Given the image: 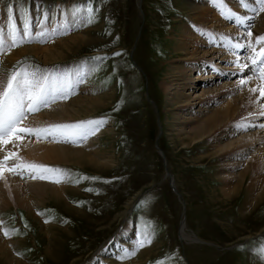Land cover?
Returning <instances> with one entry per match:
<instances>
[{
  "label": "rangeland",
  "instance_id": "374dc122",
  "mask_svg": "<svg viewBox=\"0 0 264 264\" xmlns=\"http://www.w3.org/2000/svg\"><path fill=\"white\" fill-rule=\"evenodd\" d=\"M32 1L35 0H0V16L4 14L8 27L5 33L7 45L0 52V91L16 70L31 71L39 66L42 71L54 73L79 66L84 72L80 80L83 84L76 80L70 86H75L77 92L89 87L88 90L103 95L108 102L106 107L92 110L91 116L82 120L107 119L103 129L108 132L97 141L95 139L94 144L100 155L98 160L110 158L111 163L97 169L87 163L49 164V167L66 170L63 173L67 175L64 189L67 202L75 211L56 202L39 184L31 195L35 201L38 196L45 198L38 201V217L13 204H0V244L7 243L13 256L23 264H91V260L98 257V247L118 236L117 231L127 222L136 223L138 227L134 249L146 231H154L152 243L138 250L144 251L139 264H255L260 256L259 249L264 248V234L249 240L236 235L251 230L253 222H264V195L258 201L259 206L243 215L240 213L247 184L264 170V160L261 159L264 142L258 141L249 147L243 157L248 163L241 185L224 195L221 189L225 188V182L219 178L224 169L222 162L218 161L223 156L213 155L209 143L185 145L184 131L177 129L178 119L174 120L171 111L166 110L167 95L161 85L163 80H169L168 64L177 57L173 56L175 44L181 41L177 22L192 24L189 15L182 13L188 0H36L41 4V13L52 18L60 15L65 25L71 23L68 34L81 32L93 42L87 47L75 44L68 49L64 46L61 54L64 58L48 64L36 54L22 55L12 61L9 53L29 44L27 41L32 40V35L24 42L18 40L20 46L9 50V16L16 17L17 27H22L27 15L33 21ZM249 3L258 7L254 0ZM210 4L215 8L213 2ZM89 7L98 10L94 22L83 26L79 20L73 23V11ZM224 7L235 14H244L248 9L241 0H224ZM81 15L86 16V12ZM233 20L225 22L235 27ZM0 26L2 30L1 19ZM249 29L252 33L254 31L252 37L247 36ZM244 31L239 40L234 34L225 36L229 43L225 50L236 53L231 43L233 39L240 41L241 45L251 44L242 51L246 55L244 64L250 65L249 58L256 57V52L264 46L256 43L255 37L260 33H255L253 25L245 27ZM57 40H51L53 49L61 48ZM222 46L224 44L211 45L210 48L222 49ZM3 56H6L5 62ZM247 69L241 74H250L262 81L258 72L254 74ZM228 73V76L222 75V81L232 84L238 75L233 70ZM217 82V85L221 84L220 80ZM215 84L212 82L193 90L200 91ZM62 88L59 85V89ZM222 94L217 90L209 99L207 96L204 99V102H210L206 103L207 108L225 103L226 98L232 100L236 97L234 89ZM48 106L39 111L47 110ZM202 106H194L193 110ZM207 108L205 112L209 114ZM39 111L29 115H36ZM181 112L184 116L189 114ZM242 116L246 120L250 115L244 111ZM19 158L17 156L16 160ZM93 177L98 179H91ZM235 182L233 180L231 184ZM41 189L45 193L40 192ZM59 190L65 194L62 187ZM12 196L13 192L9 197ZM142 200L147 203L141 205ZM182 222L187 239H182L179 233ZM5 231L9 236L4 235ZM44 246L50 248L51 256L45 254Z\"/></svg>",
  "mask_w": 264,
  "mask_h": 264
},
{
  "label": "bare ground",
  "instance_id": "6f19581e",
  "mask_svg": "<svg viewBox=\"0 0 264 264\" xmlns=\"http://www.w3.org/2000/svg\"><path fill=\"white\" fill-rule=\"evenodd\" d=\"M212 2L213 0H197V2H195V0L187 1V5L183 8L182 13L183 15H189V19L191 20L190 24H192L189 25L188 23L177 22V27L181 29V41L175 44L173 56L177 57L168 64L167 76L169 80H163L161 86L164 93L167 95L165 100L168 107L166 110L171 111L174 120L178 119L177 129L184 131L183 137L187 140V142H184L185 145L209 143L213 155L223 156L222 159L218 160L222 162V164L219 163L224 169L222 170L223 173L219 172V174L221 173L219 178L221 177L220 179L225 182V188L221 190L223 194L226 195L233 192V190L235 191V189L237 190L245 177L246 172L244 171L246 170L245 167L248 160L245 161L243 157L247 155L249 147L258 141L264 142V127H261V125H264V115H261V113L264 112V97L260 96L259 91L256 93L250 91V89L253 88H264V82L257 81L250 74H241V71L246 70L247 72L248 70L247 67H243L245 65L243 57L246 55L244 56L242 53L243 48L234 47L235 44L240 42L238 41L239 35L245 33V27L247 28L253 25L255 33L264 34V13L257 15L248 8L244 14H236L240 17V21L234 18L233 24L237 26L232 27L233 25L230 26L228 22H225V20H228L225 16L229 14L227 8L224 7L225 15H221L219 18V14L221 13L219 7L215 4L213 5L215 8L210 7V5H212L210 3ZM40 5L41 4L37 3L36 0L32 1L31 10L34 16V20L32 21L33 25H37L40 21ZM58 11L61 12L62 9L59 7ZM0 19L2 30L5 34L8 27L6 28V18L4 14L0 16ZM229 20L232 21V19ZM70 24L71 23L67 22L65 25L60 15H57L55 18L51 16L48 24L41 29L45 35L41 38L38 35L41 32L39 27H33L31 42L26 45L24 44L20 50L9 53V59L13 61V59L19 58V56L21 57L22 55L36 54L38 58L48 64L53 60H62L64 58V56L61 55L64 46L68 49H71L72 45L75 44L87 47L88 44L93 42L91 38L84 36L81 32H79V34L75 33L74 35L72 33L66 35L61 34L64 29L69 28ZM233 34L234 38L238 39L231 40L233 44L232 47H234L236 51L234 54L231 52L229 53L228 49L227 51L225 50V47L229 45L226 37ZM51 40H57L61 48L57 47L53 49ZM6 42L5 47L7 45ZM222 44H224L222 49L210 48L211 45L217 46ZM0 52L2 53V51ZM6 56H3L5 58L4 62L7 60ZM214 62L217 63L214 64ZM232 70L238 75L237 79H235L232 84L227 81H222L224 78L222 75L228 76V72ZM82 72L83 69H80V67L76 65L73 70H68L67 72L56 70L54 73H51L50 89L55 96V101L59 100L61 102H50L52 105H49L47 110H42V112L39 111L36 115L26 114L27 118L17 127L41 128L58 123L79 122L77 120L83 121L82 118L90 117L91 112H93L92 110L106 107L108 104L106 97L99 94L96 95L91 89L88 90L89 87L88 89L85 87L83 89L84 91L77 92L74 88L75 86H71L73 91L66 100L55 95L60 91H65L66 87L68 88L69 85L74 84L76 80L83 84V81H80L82 80ZM249 77H251L250 80L248 79ZM242 79L246 80L247 83L241 85L240 81ZM219 80L221 84L217 85V81ZM212 82L216 83L213 87L200 89V91L193 90L197 89V87L199 89L200 86L211 84ZM59 85H62L63 88L59 89ZM232 89H234L236 93L234 99L232 98V100H230V98H226V100H223L225 103L219 106H212L213 108H207L206 103L210 104V102H204L207 96L209 99L217 90L220 95H224L222 94L223 92H229V90ZM51 99L52 97H50V101ZM201 104H203V108L199 107L193 110L194 106H201ZM68 105H71L70 109L67 108ZM201 108L203 110H201ZM206 108L210 110L209 114H206ZM181 111L189 113L188 116H184ZM244 111L250 115L246 120L245 117L242 116V112ZM67 120L69 122H67ZM101 120L107 121L106 118H102ZM106 125L107 123L102 125L95 135L89 136L86 140L77 141L75 144L72 142H56L52 137L38 139L34 135L20 134L22 139L15 140L12 136H9L7 139H9L10 142L5 145H0V160H3L8 153H14L16 157H20L17 160L16 158H9L4 164L6 169L16 168V165L32 162L45 166L57 162H74L76 164L87 163L91 164L94 169L101 168L105 165H110L111 159L104 158L98 160L100 155L97 154L94 141L95 139L97 141L101 135L108 132L107 129H103ZM216 129H218V132H216ZM62 139L63 138H61V140ZM255 151L256 153L259 152L258 150ZM262 152L263 153L260 151L259 153L263 155L261 159L264 160V150ZM239 168H241L242 171H237ZM16 171L20 174L5 171L3 178H0V204H13L38 217L36 212L38 201L39 199L44 200L45 198L38 196L35 201L31 195L40 184V187H44V190H46L56 202L62 203L68 210L73 209L67 202V195L64 189L66 185L64 180L67 175L60 174L59 172L45 173L41 170H33L26 167L16 169ZM39 175H44L48 178H34ZM56 178L61 179L62 182H53ZM233 180L236 181L234 185H232ZM171 182L174 185L173 179ZM61 187L65 194L59 193ZM44 190L41 189L40 192H44ZM11 192L14 193V196L9 197ZM243 195V203L240 209L242 215L244 212H248L252 207L255 208L260 205L258 201L262 199L264 195V170L251 178ZM73 211L75 210L73 209ZM242 217L244 218L246 216L244 215ZM135 225L125 222L124 226L117 231L118 236L98 247L96 252L98 257L95 255L96 257L94 260L92 259L93 261L90 259L91 264H139L142 261L141 257L144 256L143 249L139 252L137 251V254L130 259L123 258L127 253L133 251L134 246L137 245L136 240L138 239L139 231L138 227ZM181 225L179 232L180 236L182 239H187L188 236L183 234V222ZM38 234H41L40 230H38ZM261 234H264V222H253V228H251V230H247L241 234L237 233L236 237L242 235L240 239L249 240ZM43 251L47 256L52 255L48 246H44ZM0 264H23V261L17 260L13 256L8 244L3 242V244H0ZM255 264H264V257L260 255Z\"/></svg>",
  "mask_w": 264,
  "mask_h": 264
},
{
  "label": "snow or ice",
  "instance_id": "6c2138e0",
  "mask_svg": "<svg viewBox=\"0 0 264 264\" xmlns=\"http://www.w3.org/2000/svg\"><path fill=\"white\" fill-rule=\"evenodd\" d=\"M246 7L249 8L250 11L259 15L260 13H264V0H254L255 5L258 7H252L249 3V0H241ZM213 3L219 7L221 15H225L224 9V0H213ZM11 11V10H10ZM97 9H93L91 7L85 9H76L73 11V23L77 20L80 21V24L83 26L84 24H91L94 22V17L96 15ZM86 12L85 15H81V13ZM229 14L225 16L226 19H237L240 21V17L237 16L230 9L228 10ZM50 17L47 13L40 14V21L37 25H33L32 17L27 15L25 20L22 22V27H17L16 17L10 15V31L8 32V40L10 44H8L9 50L13 47H19L20 42H24L26 37H30L32 33L33 27L44 28L45 25L48 24ZM61 34H68V29H64ZM41 38L45 35L43 31L38 34ZM254 34L249 31L247 32L248 37H252ZM255 41L257 44L264 45V34L255 37ZM5 34L3 30H0V51H2L5 47ZM27 42H31L28 39ZM236 48L243 47H251V44L245 46L239 43L235 44ZM253 51L256 52L255 48ZM119 55V53H116ZM256 57H259L257 59ZM256 57H250L251 65H244L243 67H247L250 70L255 67L256 71L259 74V78L264 81V47H261L258 52H256ZM96 59H101L97 57ZM50 77L51 73L47 70H41L39 66H35L31 71L28 69L16 70L14 71L7 79L6 87L3 91H0V145H5L10 142L7 139L9 136H12L15 140L22 139L20 134L24 135H34L38 139H47L48 137H52L56 142H72L76 143L77 141H83L89 138V136L95 135L101 128L102 125L106 124V120H87V121H79L74 123H58L52 124L41 128H30V127H17L22 124L23 120L26 119V112L33 113L40 110L41 107H47L50 102H55V96L50 89ZM249 80L251 77L248 78ZM241 85L247 83L246 80L240 81ZM73 89L69 85L67 91H60L55 95L60 96L63 99H67L68 96L72 93ZM251 92L256 93L260 92V96L264 97V88H253L250 89ZM50 97H52L50 101ZM264 115V112L261 113ZM243 127V126H241ZM264 127V125H261ZM61 138H63L61 140ZM9 158H16L14 153H8L3 160H0V178H3L4 172H14L15 174H20L16 169L19 168H29L33 170H41L45 173L59 172L63 174L66 170L55 169L45 165H38L34 162L32 163H22L16 165V168H5L4 164ZM40 179H46L48 177L44 175H39ZM87 178V177H85ZM91 179H98L93 177ZM55 183H61V179L56 178L53 180ZM91 191V189H88ZM141 205H145L146 201H141ZM48 222V221H45ZM4 235L7 237L9 233L7 231L4 232ZM154 236V231H146L144 238L138 242V247L133 251L126 254L125 257L130 259L136 255L139 248L145 247L148 244L152 243V239ZM259 254L264 257V248L259 249ZM157 264H163V262H157Z\"/></svg>",
  "mask_w": 264,
  "mask_h": 264
},
{
  "label": "water",
  "instance_id": "95a60500",
  "mask_svg": "<svg viewBox=\"0 0 264 264\" xmlns=\"http://www.w3.org/2000/svg\"><path fill=\"white\" fill-rule=\"evenodd\" d=\"M170 187L174 190V188L172 187V185H170ZM175 194H177V192L174 190Z\"/></svg>",
  "mask_w": 264,
  "mask_h": 264
}]
</instances>
